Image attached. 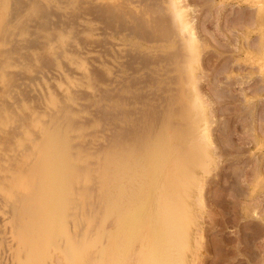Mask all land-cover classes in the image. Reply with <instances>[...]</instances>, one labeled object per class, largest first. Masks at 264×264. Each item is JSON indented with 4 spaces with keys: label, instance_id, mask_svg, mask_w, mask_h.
<instances>
[{
    "label": "rangeland",
    "instance_id": "1",
    "mask_svg": "<svg viewBox=\"0 0 264 264\" xmlns=\"http://www.w3.org/2000/svg\"><path fill=\"white\" fill-rule=\"evenodd\" d=\"M132 1L0 2V264H264V0Z\"/></svg>",
    "mask_w": 264,
    "mask_h": 264
},
{
    "label": "bare ground",
    "instance_id": "2",
    "mask_svg": "<svg viewBox=\"0 0 264 264\" xmlns=\"http://www.w3.org/2000/svg\"><path fill=\"white\" fill-rule=\"evenodd\" d=\"M30 1H31V0H30ZM124 1L126 2L127 0H124ZM0 2H2V0H1ZM31 3H32V2H31ZM31 3H30V4H31ZM173 3H174V1H173ZM262 3H263V2H262ZM92 4H93V3H92ZM118 4H119V3H118ZM131 4H132V5H135V6H137V7L139 8V10H138L137 13H144V14L146 15V14H149V12H150V11L148 12L147 9H145L146 11L144 10V7H143V6L146 5L145 8H147V4H145L142 0H137V1L134 0V1L131 2ZM144 4H145V5H144ZM171 4H172V3H171ZM259 4H260V3H259ZM259 4H258V5H259ZM111 5H112V4H111ZM174 5H175V4H174ZM115 6H116V5H115ZM125 6H126V5H125ZM116 7H117V6H116ZM119 7H120V6L117 7L118 10L120 9ZM127 7H128V6H127ZM127 7H126V8H127ZM27 8H28V7H27ZM111 8H112V7H111ZM113 8H114V7H113ZM122 8H123V7H122ZM122 8H121V9H122ZM150 8H151V7H150ZM150 8H148V9L150 10ZM173 9H175V8H173ZM24 10H25V9H23V11H24ZM27 10H29V9H27ZM111 10H113V9H111ZM62 11H63V10H62ZM88 11H89V10H88ZM116 11H117V10H116ZM175 11H176V9H175ZM178 11H179V10H178ZM258 11H259V10H258ZM16 12H17V11H16ZM16 12H15V13H16ZM25 12H26V11H25ZM25 12H24V13H25ZM86 12H87V11H86ZM118 12H120V11H118ZM121 12H122V11H121ZM15 13H14V14H15ZM94 13H95V12H94ZM175 13H176V12H175ZM177 13H178V12H177ZM180 13H181V12H180ZM257 13H258V12H257ZM260 13H263V12H260ZM260 13H259V14H260ZM17 14H19V13H17ZM83 14H84V13H83ZM86 14H89V13H86ZM151 14H152V13H151ZM156 14H157V13H156ZM259 14H258V16H259ZM20 15H21V14H20ZM176 15H177V14H176ZM178 15H179V14H178ZM262 15H263V14H262ZM15 16H16V15H15ZM148 16H149V15H148ZM260 16H261V15H260ZM263 16H264V15H263ZM11 17H12V16H11ZM17 17H18V16H17ZM22 17H23V16H22ZM22 17H21V18H22ZM36 17H37V16H36ZM58 17H59V16H58ZM146 17H147V16H146ZM6 18H7V19H5L6 22H5V21H4V22H5V23H8V22H9V24H10V23H11V20H12V19L14 20V18H16V17H14V18L12 17V19H9L10 17L8 18V17L6 16ZM18 18H20V17H18ZM82 18H83V17H82ZM173 18H174V17H173ZM177 18H180V16H178ZM147 19H148V18H147ZM174 19H175V18H174ZM194 19H195V18H194ZM9 20H10V21H9ZM263 20H264V18H263ZM263 20L261 19L260 22H262ZM7 21H8V22H7ZM16 21H18V20L16 19ZM16 21H15V23H16ZM179 21H180V20H179ZM161 22H162V21H161ZM22 23H23V22H22ZM88 23H89V22H88ZM152 23H153V20L150 19L149 21H147V24H146V22H145L144 25H145V26H150V25H152ZM262 23H264V22H262ZM262 23H261V24H262ZM3 24H4V23H3ZM12 24H13V23H12ZM40 24H41V23H39L38 25H40ZM53 24H54V23H53ZM180 24H181V21H180ZM13 25H14V24H13ZM13 25H12V26H13ZM16 25H17V24H16ZM50 25H51V24H50ZM262 25H264V24H262ZM5 26H6V25H5ZM10 26H11V25H10ZM12 26H11V27H12ZM33 26H34V25H33ZM84 26H85V25H84ZM86 26H87V25H86ZM90 26H91V25H90ZM93 26H94V25H93ZM1 27H4V26L1 25ZM103 27H104V26H103ZM127 27H128V26H127ZM129 27H130V26H129ZM13 28H15V27H13ZM90 28H91V27H90ZM99 28H100V27H99ZM130 28H131V27H130ZM149 28H150V27H149ZM154 28H155V27H154ZM156 28H157V27H156ZM185 28H186V26L184 25V29H185ZM9 29H10V28H9ZM15 29H16V28H15ZM128 29H129V28H128ZM146 29H147V28H146ZM164 29H165V28H164ZM182 29H183V28H182ZM189 29H190V28H189ZM6 30H7V28H6ZM6 30H5V31H6ZM10 30H12V29H10ZM18 30H19V29H18ZM18 30H17V31H18ZM20 30L22 31V29H20ZM20 30H19V31H20ZM84 30H85V29H84ZM106 30H107V29H106ZM132 30H133V29H132ZM166 30H167V29H166ZM179 30H181V29H179ZM185 30H186V29H185ZM0 31H2V32H0V33H3V30H0ZM5 31H4V32H5ZM12 31H13V30H12ZM12 31H11V33H12ZM82 31H83V30H82ZM94 31H95V30H94ZM150 31H151V30H150ZM152 31H153V30H152ZM152 31H151V32H152ZM191 31H192V30H191ZM195 31H196V29L194 30V32H195ZM8 32H10V31L7 30V34H8ZM13 32H14V31H13ZM15 32H16V31H15ZM96 32H97V31H96ZM130 32H132V31H130ZM119 33H120V32H119ZM133 33H134V32H133ZM152 33H153V32H152ZM261 33H262V32H261ZM4 34H6V33H3L2 35H4ZM7 34H6V35H7ZM80 34H81V33H80ZM107 34H108V33H107ZM128 34H129V33H128ZM2 35H1V36H2ZM13 35H14V34H13ZM19 35H21L20 32H19ZM176 35H177V34H176ZM176 35H175V36H176ZM4 36H5V35H4ZM96 36H97V35H96ZM154 36H155V35H154ZM192 36H193V35H191V37H192ZM24 37H25V36H24ZM177 37H178V36H177ZM191 37H190V38H191ZM1 38H2V37H1ZM1 38H0V40H1ZM3 38H4V37H3ZM17 38H18V37H17ZM39 38H40V37H39ZM56 38H57V37H56ZM187 38H188V37H187ZM21 39H22V38H21ZM81 39H82V38H81ZM24 40H25V39H24ZM158 40H160V39H158ZM4 41H5V40H4ZM9 41H10V40H9ZM83 42H84V41H83ZM109 42H111V41L109 40ZM133 42H134V41H133ZM20 43H21V42H20ZM47 43H48V42H47ZM88 43H89V42H88ZM90 43H94V41H93V42L90 41ZM90 43H89V44H90ZM98 43H99V42H98ZM4 44H5V43H4ZM25 45H26V44H25ZM86 45H88V44H86ZM86 45H83V46L85 47ZM101 45H102V43H101ZM101 45L99 44V46H101ZM119 45H120V44H119ZM30 46L32 47V45H30ZM30 46H29V47H30ZM46 46H47V44H46ZM89 46H90V45H89ZM99 46H98V47H99ZM120 46H121V45H120ZM40 47H41V46H40ZM66 47H67V45H66ZM84 47H83V48H84ZM93 47H94V48H93ZM187 47H188V46H187ZM261 47H262V46H261ZM53 48H54V47H53ZM68 48H69V47H68ZM70 48H71V47H70ZM95 48H96V46H92L91 49H93V51H98V50H95ZM101 48H103V47L101 46ZM101 48H100V50H101ZM145 48H146V47H145ZM84 49H85V48H84ZM88 49H89V48H88ZM103 49H104V48H103ZM105 49H106V48H105ZM122 49H123V48H122ZM127 49L129 50V48H127ZM185 49H186V47H185ZM189 49L191 50L190 47H189ZM259 49H260V48H259ZM61 50H62V49H61ZM61 50H60V51H61ZM128 50H127V51H128ZM250 50H251V49H250ZM28 51H29V50H28ZM56 51H57V50H56ZM63 51H64V50H63ZM82 51H83V50H82ZM88 51H89V50H88ZM101 51H102V50H101ZM185 51H186V50H185ZM24 52H25V51H24ZM26 52H27V51H26ZM26 52H25V53H26ZM116 52H118V51L116 50ZM186 52H187V51H186ZM186 52H185V53H186ZM188 52H189V50H188ZM262 52H263V51H262ZM28 53H29V52H28ZM83 53H84V52H83ZM85 53H86V52H85ZM111 53H112V52H111ZM124 53H125V52H124ZM79 54H80V52H79ZM125 54H126V53H125ZM128 54H129V53H128ZM189 54H190V53H189ZM262 54H263V53H262ZM16 55H17V54H16ZM3 56H4V55H3ZM50 56H51V54H50ZM59 56H60V55H59ZM59 56H58V57H59ZM79 56H80V55H79ZM90 56H91V55H90ZM96 56H98V55H96ZM96 56H95V57H96ZM99 56H100V54H99ZM101 56H102V55H101ZM12 57H13V56H12ZM60 57H61V56H60ZM81 57H82V56H81ZM86 57H87V56H86ZM88 57H89V56H88ZM184 57H185V56H184ZM190 57H191V55H190ZM190 57H189V58H190ZM3 58H4V57H3ZM13 58H14V57H13ZM37 58H38V57H37ZM52 58H53V57H52ZM91 58H92V57H91ZM253 58H256V57H253ZM48 59H49V58H48ZM86 59H87V58H86ZM94 59H96V58H94ZM98 59H99V57H98ZM74 60H75V59H74ZM84 60H85V59H84ZM96 60H97V59H96ZM106 60H107V59H106ZM256 60L258 61V60H260V59H259V58H258V59L256 58ZM256 60H254V62H255ZM3 61L6 62L7 60H3ZM33 61H34V60H33ZM38 61H39V60H38ZM52 61H54V60H52ZM119 61H120V60H119ZM124 61H125V60H124ZM101 62H102V61H101ZM181 62L185 63L186 60H185V62H184V61H181ZM259 62H262V60L258 61L257 63H259ZM1 63H2V62H1ZM257 63H256V64H257ZM108 64H109V63H108ZM118 64H119V63H118ZM181 64H182V63H181ZM53 65H54V64H53ZM260 65H261V64H260ZM263 65H264V64H263ZM263 65H262V67H263ZM33 67H34V66H33ZM115 67H116V66H115ZM117 67H118V66H117ZM181 67L184 68L183 66H181ZM22 68H23V67H22ZM182 68H181V69H182ZM54 69H55V68H54ZM68 69H69V68H68ZM68 69H65V70L67 71ZM139 69H140V68H139ZM142 69H143V68H142ZM260 69H261V68H260ZM55 70H56V69H55ZM55 70H54V71H55ZM110 70H111V69H110ZM0 71H1V70H0ZM4 71H5V70H4ZM48 71H50V70H48ZM58 71H59V70H58ZM114 71H115V70H114ZM44 72H45V71H44ZM67 72H68V71H67ZM67 72H66V73H67ZM75 72H76V71H75ZM115 72H116V71H115ZM115 72H114V73H115ZM134 72H135V71H134ZM51 73H54V72H51ZM59 73H60V72H59ZM77 73H78V72H77ZM24 74H25V73H24ZM37 74H38V73H37ZM37 74H34V75H37ZM61 74H62V73H61ZM68 74H70V73L68 72ZM115 74H116V73H115ZM19 75H21V74H19ZM51 75H53V74H51ZM127 75H129V74H127ZM6 76H7V75H6ZM54 76H55V74H54ZM60 76H62V75H60ZM69 76H70V75H69ZM74 76H75V75H74ZM91 76H92V75H91ZM117 76H118V75H117ZM38 77H39V76H38ZM38 77H37L36 79H38ZM55 77H56V76H55ZM55 77H51V78H55ZM57 77H58V76H57ZM40 78H41V77H40ZM29 79H30V78H29ZM61 79H62L61 81H64L62 77H61ZM33 80H34V78L32 79V81H33ZM38 80H39V79H38ZM58 80H59V79H58ZM95 80H96V79H95ZM110 80H111V79H110ZM16 81H17V80H16ZM16 81H15V82H16ZM49 81H50V80H49ZM71 81H72V80H71ZM4 82H5V81H4ZM17 82H18V81H17ZM28 82H31V79L28 80ZM101 82H102V81H101ZM104 82H105V81H104ZM166 82H167V81H166ZM19 83H20V82H18V84H19ZM24 83H25V82H23L22 84L24 85ZM33 83H34V81H33ZM51 83H52V82H51ZM185 83H186V82H185ZM14 84H17V83H14ZM25 84H26V83H25ZM35 84H36V83H35ZM35 84H33V85H35ZM118 84H119V83H118ZM9 85H10V84H9ZM11 85H12V84H11ZM26 85H29V87H30V84H26ZM54 85H55V84H54ZM164 85H165V84H164ZM169 85H170V84H169ZM13 86H14V85H13ZM17 86L20 88V84L17 85ZM17 86H16V87H17ZM24 86H25V85H24ZM52 86H53V84H52ZM118 86H119V85H118ZM8 87H9V86H8ZM29 87H28V88H29ZM50 87H51V86H50ZM101 87H102V86H101ZM12 88H13V87H12ZM22 88H24V87H22ZM26 88H27V87H26ZM26 88H24V89H26ZM0 89H1V88H0ZM7 89H11V88L9 87V88H7ZM13 89H14V88H13ZM13 89H11V90L14 92L15 89H14V90H13ZM29 89H30V88H29ZM36 89H37V88H36ZM53 89H54V88H53ZM108 89H109V88H108ZM166 89H167V88H166ZM105 90H106V88H105ZM36 91H37V90H36ZM107 91H108V90H107ZM6 92H7V90L5 91V93H6ZM9 92H10V91H9ZM15 92H16V91H15ZM44 92H45V91H44ZM7 93H8V92H7ZM45 93H46V92H45ZM9 94H10V93H9ZM37 94H38V93H37ZM56 94H57V93H56ZM84 94H85V93H84ZM10 95H11V94H10ZM13 95L15 96L16 93H15V94L13 93L12 96H13ZM40 95H41V94H40ZM57 95H58V94H57ZM97 95H98V93H97ZM5 96H6V94H5ZM5 96H3V97L5 98ZM58 96H59V95H58ZM76 96H77V95H76ZM95 96H96V95H95ZM27 97H28V96H27ZM41 97H42V95H41ZM4 98H3V99H4ZM10 98H11V97H10ZM12 98L15 99L14 97H12ZM75 98H77V97H75ZM80 98H81V97H80ZM203 98H204V97H203ZM0 99H1V98H0ZM39 99H40V98H39ZM42 99H43V98H42ZM61 99H62V98H61ZM99 99H101V98H99ZM6 100L9 101V100L7 99V97H6ZM34 100H35V99H34ZM73 100H74V99H73ZM107 100H108V99H107ZM1 101H2V100H1ZM13 101H14V100H13ZM29 101H30V99H29ZM64 101H65V100H64ZM194 101H195V100H194ZM94 102H95V101H93V103H94ZM4 103H5V102H4ZM4 103L2 102L1 104H4ZM8 103H11V104H12V102H8ZM42 104H43V103H42ZM44 104H45V103H44ZM63 104H64V103H63ZM91 104H92V103H91ZM97 104H98V103H97ZM199 104H200V103H199ZM6 105H7V104H6ZM35 105H36V104H35ZM57 105H58V104H57ZM102 105H103V104H102ZM104 105H106V104H104ZM33 106H34V105H33ZM55 106H56V104H55ZM65 106H66V105H65ZM89 106H90V104H89ZM91 106H93V105H91ZM13 107H14V106H13ZM49 107H50V106H49ZM60 108H61V107H60ZM37 109H39V108H37ZM40 109H41V108H40ZM61 109H62V108H61ZM66 110H67V108H66ZM22 111H23V110H22ZM25 112H26V111H25ZM105 112H106V111H105ZM16 113H17V112H16ZM60 113H61V112H60ZM63 113H64V112H63ZM65 113H66V112H65ZM71 113H72V112H71ZM32 114H33V113H32ZM46 114H47V113H46ZM52 115H53V114H52ZM59 115H60V114H59ZM10 116H11V115H10ZM22 116H23V115H22ZM68 116H69V115H68ZM57 117H58V116H57ZM57 117H56V118H57ZM59 117H60V116H59ZM4 118H5V117H4ZM28 118H29V117H28ZM69 118H70V117H69ZM80 118H81V117H80ZM63 119H64V118H63ZM71 119H72V118H71ZM76 119H78V118H76ZM119 120H120V119H119ZM38 121H39V119H38ZM71 121H72V120H71ZM81 121H82V120H81ZM83 121H84V120H83ZM44 122H45V121H44ZM76 122H77V121H76ZM84 122H85V121H84ZM46 123H47V122H46ZM51 123H52V122H51ZM84 124H85V123H84ZM87 124H88V122H87ZM102 124L104 125V123H102ZM14 125H15V124H14ZM53 125H54V124H53ZM67 125H68V124H67ZM20 126H21V125H20ZM51 126H52V125H51ZM56 126H57V125H56ZM58 127H59V126H58ZM95 127H96V126H95ZM100 127H101V126H100ZM15 128H16V127H15ZM7 129H8V128H7ZM9 129H10V128H9ZM74 129H75V128H74ZM32 130H33V129H32ZM41 130H42V129H41ZM93 130H94V129H93ZM104 130H105V129H104ZM1 131H2V130H1ZM52 131H53V132H52ZM50 132L56 134V133L54 132V130H51ZM102 132H103V131H102ZM41 133H42V132H41ZM58 133H59V132H58ZM61 133H62V132H61ZM94 133H95V132H94ZM37 134H38V136H39V133H37ZM47 134H48V133H47ZM54 134H52V135L50 134V136L52 137ZM62 134H64V133H62ZM83 134H84V133H83ZM7 135H8V134H7ZM17 135H18V134H17ZM68 135H69V134H68ZM34 136H35V135H34ZM0 137H1V136H0ZM5 137H6V136H5ZM61 137H62V135L60 134V136H59L58 138L62 140ZM69 137H70V136H69ZM87 137H88V136H87ZM7 138H8V137H7ZM53 138H54V136H53ZM53 138H51V139H53ZM35 139H36V138H34V140H35ZM39 139H40V138H39ZM59 139H58V140H59ZM49 140H50V138H49ZM54 140H55V139H54ZM67 140H68V139H67ZM91 140H92V139H91ZM56 141H57V140H56ZM35 142H36V141H35ZM45 142H46V141H45ZM52 142H53V140H52ZM58 142H59V141H58ZM63 142H65L64 139H63ZM90 142H91V141H90ZM60 143H61V142H60ZM5 144H6V143H5ZM39 144H40V143H39ZM44 144H45V143H44ZM49 144H50V143H49ZM51 144H52V143H51ZM28 145H29V144H28ZM32 145H33V144H32ZM57 145H58V143L56 144V146H57ZM59 145H60V144H59ZM81 145H82V144H81ZM45 146H46V145H45ZM51 146H52V145H51ZM25 147H26V146H25ZM27 147H28V146H27ZM52 147H53V146H52ZM70 147H71V146H70ZM79 147H80V146H79ZM126 147H127V146H126ZM82 148H83V147H82ZM127 148H128V147H127ZM6 149H7V148H6ZM74 149H75V148H74ZM20 150H22V149H20ZM24 150H26V149H24ZM84 151H85V150H84ZM26 152H27V151H25V153H26ZM48 152H49V151H48ZM66 152H67V151H66ZM73 152H74V151H73ZM35 153H36V152H35ZM12 154H13V153H12ZM21 154H22V153H21ZM46 154H47V153H46ZM48 154H49V153H48ZM3 155H4V154H3ZM18 155H20V154H18ZM18 155H16V157H17ZM34 155H35V154H34ZM51 155H52V154H51ZM53 155H54V154H53ZM69 155H70V154H69ZM8 156L11 157L12 155H8ZM45 156H46V155H45ZM23 157H24V156H23ZM48 157H49V156H48ZM3 158H4V157H3ZM3 158H0V159H3ZM8 158H9V157H8ZM11 158H12V157H11ZM11 158H10V159H11ZM33 158H34V157H33ZM49 158H50V157H49ZM14 159H15V161H16V158H14ZM62 159H63V158H62ZM5 160H6V159H5ZM19 160H20V159H19ZM31 160H32V159H30V161H31ZM47 160H48V159H47ZM65 160H66V159H65ZM11 161H13V160H11ZM54 161H55V160H54ZM61 161H62V160H61ZM63 162H66V161H63ZM89 162H90V161H89ZM68 163H69V162H68ZM91 163H92V162H91ZM11 164H12V163H10V165H11ZM14 164H15V163H14ZM22 164H23V163H22ZM27 164H28V162H27ZM69 164H71V163H69ZM1 165H2V164H1ZM7 165H9V164H7ZM11 166H13V165H11ZM80 166H81V165H80ZM5 167H6V166H5ZM5 167H4V168H5ZM17 167H18V166H17ZM25 167H26V165H25ZM25 167H24V168H25ZM53 167H54V166H53ZM59 167H60V166H59ZM78 167H79V165H78ZM100 167H101V166H100ZM10 168H11V167H10ZM38 168H39V167H38ZM57 168H58V167H57ZM12 169H14V168H12ZM55 169H56V168H55ZM58 170H59V169H58ZM61 170H62V169H61ZM90 170H91V169H90ZM169 170H170V169H169ZM62 171H63V170H62ZM38 172H39V171H38ZM59 172H60V171H59ZM51 173H52V172H51ZM53 173H55V172H53ZM57 173H58V172H57ZM67 173H68V172H67ZM35 174H36V173H35ZM58 174H60V173H58ZM110 174H111V173H110ZM115 174H116V173H115ZM6 175H7V174H5V176H6ZM53 175H54V174H53ZM55 175H56V174H55ZM0 176H1V175H0ZM39 176H40V175H39ZM56 176H57V175H56ZM2 177H3V176H2ZM7 177H8V175H7ZM10 177H11V176H10ZM37 177H38V176L36 175V179H35V180H37ZM44 177H45V176H44ZM80 177H81V176H80ZM120 177H121V176H120ZM46 178H47V177H46ZM6 179H7V178H6ZM64 179H65V178H64ZM123 179H124V178H123ZM128 179H129V178H128ZM65 180H66V179H65ZM93 180H94V179H93ZM50 181H51V180H50ZM111 181H112V180H111ZM126 181H127V179H126ZM35 182L37 183L38 180L35 181ZM63 182H64V181H63ZM67 182H68V181H67ZM36 183H35V184H36ZM56 183H57V182L55 181V185H56ZM74 183H75V182H74ZM125 183H126V182H125ZM37 184H38V183H37ZM37 184L35 185V188H36ZM59 184H60V183H59ZM64 184H65V183H64ZM91 184H92V183H91ZM95 184H96V183H95ZM109 184H110V183H109ZM115 184H116V183H115ZM5 185L7 186V184H5ZM93 185H94V184H93ZM42 186H43V182H42ZM57 186H59V185H57ZM88 186H90V185H88ZM91 186H92V185H91ZM114 186H115V185H114ZM46 187H47V186H46ZM52 187H53V186H52ZM52 187L49 188V191H50V189H51ZM79 187H80V186H79ZM123 187H124V186H123ZM35 188H34V190H36ZM44 188H45V186H44ZM85 188H86V187H85ZM136 188H137V187H136ZM53 189H54V188H53ZM62 189H63V188H62ZM126 189H127V188H126ZM126 189H125V191H126ZM130 189H132V188H130ZM149 189H151V188H149ZM44 190H45V189H44ZM89 190H91V189H87V191H89ZM59 191H60V190H59ZM75 191H76V190H75ZM125 191H124V192H125ZM131 191H132V190H131ZM134 191H135V190H134ZM145 191H146V190H145ZM20 192H21V191H20ZM34 192H35V191H34ZM42 192H43V190H42ZM51 192H52V191H51ZM76 192H77V191H76ZM23 193H24V192H23ZM32 193H33V192H32ZM85 193H86V192H85ZM109 193H110V194H113L112 191L109 192ZM120 193H121V191H120ZM132 193H133V192H132ZM24 194H25V193H24ZM43 194H44V193H43ZM46 194H47V193H46ZM87 194H88V193H87ZM133 194H134V193H133ZM89 195H90V194H89ZM97 195H98V194H97ZM113 195H114V194H113ZM113 195H112V196H113ZM143 195H144V194H143ZM149 195H150V194H149ZM21 196H22V195H21ZM44 196H45V195H44ZM58 196H59V194H58ZM114 196H116V194H115ZM114 196H113V197H114ZM18 197H19V196H18ZM23 197H24V196H23ZM29 197H30V196H29ZM41 197H42V195H41ZM61 197H62V196H61ZM63 197H64V196H63ZM86 197H87V196H86ZM113 197H111V198H113ZM130 197H132V196H130ZM140 197H141V196H140ZM142 197H143V196H142ZM142 197H141V198H142ZM149 197H150V196H149ZM161 197H162V195H161ZM16 198H17V197H16ZM19 198H20V197H19ZM31 198H32V197H31ZM34 198H35V197H34ZM75 198H76V197H75ZM100 198H101V197H100ZM119 198H120V196H119ZM48 199H49V198H48ZM104 199H105V198H104ZM16 200H17V202H20V199L17 198ZM18 200H19V201H18ZM105 200H106V199H105ZM111 200H112V199H111ZM118 200H119V199H118ZM141 200H142V199H141ZM156 200H157V199H156ZM24 201H25V200H24ZM41 201H42V199H41ZM41 201H40V202H41ZM45 201H46V200H44V202H45ZM49 201H50V200H49ZM96 201H98V200H96ZM96 201H95V202H96ZM81 202H82V201H81ZM117 202H118V201H117ZM1 203H2V200H1ZM14 203H15V202H14ZM14 203H13V205H16V204H14ZM31 203H32V202H31ZM41 203H42V202H41ZM108 203H110V202L108 201ZM79 204H80V203H79ZM96 204H97V203H96ZM96 204H95V205H96ZM117 204H118V203H117ZM8 205H9V204H8ZM10 205H12V204L10 203ZM28 205H29V202H28ZM31 205H32V204H31ZM35 205H37L36 202H35ZM57 205H59V204H57ZM18 206H19V205H18ZM18 206H17V207H18ZM21 206H22V205H21ZM41 206H42V205H41ZM43 206H44V205H43ZM91 206H92V205H91ZM111 206H112V205H111ZM7 207H8V206H7ZM10 207H11V208H10ZM102 207H104V206H102ZM113 207H114V206H113ZM9 208H10V209H9ZM9 208H8L9 210H12V208H13V209L15 210V214H16L17 209H16L14 206H9ZM18 208H19V207H18ZM25 208H26V207L24 206V209H25ZM49 208H50V207H49ZM85 208H86V207H85ZM97 208H98V207H97ZM115 208H116V207H115ZM1 209H2V208H1ZM1 209H0V210H1ZM43 209H44V208H43ZM91 209H92V208H91ZM101 209H102V208H101ZM103 209H104V208H103ZM9 210H7V212H6V213L4 212V213H5V215H7L6 217H9V218H10L11 215H14V213H11L12 211L14 212V210H12L11 212H10ZM26 210H27V209H26ZM1 211L3 212V209H2ZM4 211H5V210H4ZM19 211H21V210L19 209ZM23 211H24V210H23ZM87 211H88V209H87ZM93 211H94V210H93ZM99 211H100V210H99ZM9 212H10L11 214H10ZM94 212H95V211H94ZM101 212H102V211H101ZM92 213H93V212H92ZM35 215H36V214H35ZM15 217H16V215H15ZM12 218H13V217H12ZM12 218H11V219H12ZM98 218H99V217H98ZM0 219H1V217H0ZM25 219H26V218H25ZM13 220H14V219H13ZM69 220H70V219H69ZM80 220H81V219H80ZM156 220H157V219H156ZM14 221H15V220H14ZM139 221H140V220H139ZM11 223H12V222H11ZM15 223L17 224V222H15ZM83 223H84V222H83ZM153 223H154V222H153ZM16 224H15V225H16ZM134 224H135V223H134ZM17 225H18V224H17ZM19 225H20V224H19ZM19 225H18V226H19ZM56 225H57V224H56ZM94 225H95V224H94ZM12 226H13V225H12ZM7 227H8V226H7ZM15 227H16V226H15ZM19 227H20V226H19ZM70 227H71V226H70ZM12 228H13V227H12ZM131 228H132V226H131ZM57 229H58V228H57ZM2 230H3V229H2ZM2 230H0V231L2 232ZM8 230H9V229H8ZM8 230H7V232H8ZM12 230H13V229H12ZM81 230H82V229H81ZM79 232H80V231H79ZM71 233H72V232H71ZM105 234H106V233H105ZM108 234H109V233H108ZM4 236H5V235H4ZM77 237H78V236H77ZM119 238H120V236H119ZM73 240H74V239H73ZM3 241H4V240H3ZM4 242H5V241H4ZM15 242H16V241H15ZM15 242H14V243H15ZM5 243H6V242H5ZM61 246H62V244H61ZM4 248H5V247H4ZM64 248H65V247H64ZM67 249H68V248H67ZM62 250H63V249H62ZM71 251H72V250H71ZM119 252H120V251H119ZM64 253H65V251H64ZM148 253H150V252H148ZM16 256H17V255H16ZM22 257H23V256H22ZM8 258H9V257H8ZM12 258H13V257H12ZM56 259H57V258H56ZM59 259H60V258H59ZM9 260H10V259H9ZM9 263H10V262H9Z\"/></svg>",
    "mask_w": 264,
    "mask_h": 264
}]
</instances>
